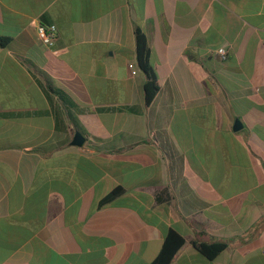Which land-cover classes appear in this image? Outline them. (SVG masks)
Wrapping results in <instances>:
<instances>
[{
	"label": "crops",
	"instance_id": "obj_1",
	"mask_svg": "<svg viewBox=\"0 0 264 264\" xmlns=\"http://www.w3.org/2000/svg\"><path fill=\"white\" fill-rule=\"evenodd\" d=\"M0 37V264H150L169 230V264H264V0H0Z\"/></svg>",
	"mask_w": 264,
	"mask_h": 264
},
{
	"label": "trees",
	"instance_id": "obj_2",
	"mask_svg": "<svg viewBox=\"0 0 264 264\" xmlns=\"http://www.w3.org/2000/svg\"><path fill=\"white\" fill-rule=\"evenodd\" d=\"M135 39V66L136 69L141 72L145 81L142 87L144 104L149 106L158 92V78L156 67L151 63V52L148 46L145 35L140 29H136L134 32ZM10 38L0 37V46H5L9 43ZM122 192L121 188L114 189L106 198L103 203L115 198ZM184 244L183 238L175 231L169 230L163 245L156 256V258L150 264H169L176 252ZM197 250L202 256L208 260L214 259L219 253L226 248V243L221 241H215L211 243L195 244Z\"/></svg>",
	"mask_w": 264,
	"mask_h": 264
},
{
	"label": "built area",
	"instance_id": "obj_3",
	"mask_svg": "<svg viewBox=\"0 0 264 264\" xmlns=\"http://www.w3.org/2000/svg\"><path fill=\"white\" fill-rule=\"evenodd\" d=\"M36 36L39 43L44 46L45 48H51L56 41L57 38V31L54 25H36ZM215 55L219 56L220 58L224 59L226 56V50L219 48L214 50ZM128 68L131 71L132 75L136 74V66L134 64H129Z\"/></svg>",
	"mask_w": 264,
	"mask_h": 264
},
{
	"label": "water",
	"instance_id": "obj_4",
	"mask_svg": "<svg viewBox=\"0 0 264 264\" xmlns=\"http://www.w3.org/2000/svg\"><path fill=\"white\" fill-rule=\"evenodd\" d=\"M84 141H85L84 137L79 132H76L74 134V137H73V140H72V145L80 147V146H82Z\"/></svg>",
	"mask_w": 264,
	"mask_h": 264
}]
</instances>
